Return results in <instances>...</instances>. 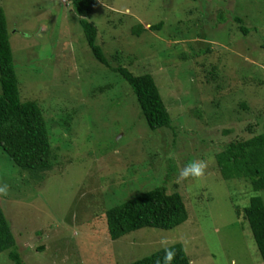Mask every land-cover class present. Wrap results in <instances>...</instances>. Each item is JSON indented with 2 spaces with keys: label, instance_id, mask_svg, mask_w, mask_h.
Returning <instances> with one entry per match:
<instances>
[{
  "label": "rangeland",
  "instance_id": "374dc122",
  "mask_svg": "<svg viewBox=\"0 0 264 264\" xmlns=\"http://www.w3.org/2000/svg\"><path fill=\"white\" fill-rule=\"evenodd\" d=\"M94 1L81 17L71 0H0L21 100L40 105L54 153L53 168L34 173L0 148V203L23 263L132 264L167 240L191 264H264L243 217L264 191L224 180L216 160L264 132V0ZM82 20L113 67L153 76L171 128L148 126L131 86L95 58ZM196 160L204 175L178 182ZM163 185L184 197L189 220L111 240L106 212ZM0 264L16 263L7 252Z\"/></svg>",
  "mask_w": 264,
  "mask_h": 264
},
{
  "label": "trees",
  "instance_id": "16d2710c",
  "mask_svg": "<svg viewBox=\"0 0 264 264\" xmlns=\"http://www.w3.org/2000/svg\"><path fill=\"white\" fill-rule=\"evenodd\" d=\"M71 1L74 12L81 17H90L94 0ZM238 22L241 23L240 20ZM81 24L95 58L119 74L133 89L148 126L153 131L171 128L172 117L153 76H136L124 66L113 67L103 48L97 44L99 31L95 24L87 20H82ZM241 28L246 31L243 26ZM160 29L161 25L150 27L152 31ZM0 86V148L24 171H50L54 153L48 123L37 102L21 100L7 18L2 8ZM216 160L224 180L245 181L253 192L264 191V132L248 140L229 143L216 155ZM237 213L241 215L239 209ZM243 217L250 226L264 261V200L259 196L251 198L250 205L243 209ZM106 218L109 236L111 240L117 241L144 228L173 230L189 220V212L184 197L179 192H169L163 185L109 209ZM168 248L176 253L172 264H191L183 245H171ZM16 249L15 235L0 203V255L8 252L16 264H24ZM164 255L165 248L132 264H157L158 261L163 264Z\"/></svg>",
  "mask_w": 264,
  "mask_h": 264
},
{
  "label": "clouds",
  "instance_id": "9594fccd",
  "mask_svg": "<svg viewBox=\"0 0 264 264\" xmlns=\"http://www.w3.org/2000/svg\"><path fill=\"white\" fill-rule=\"evenodd\" d=\"M207 168V162L204 160H196L189 162L185 167H183L179 172V180H186L190 177L199 178L204 175L205 169ZM8 185L4 184L0 186V195H7ZM167 240H161V244L165 245V255L163 257V264H172V261L176 255L173 249L167 247ZM157 264H160L158 261Z\"/></svg>",
  "mask_w": 264,
  "mask_h": 264
}]
</instances>
